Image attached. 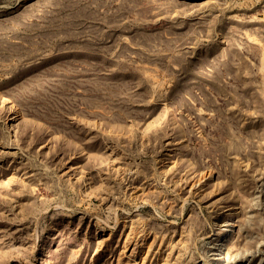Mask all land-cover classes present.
Wrapping results in <instances>:
<instances>
[{"label":"rangeland","instance_id":"1","mask_svg":"<svg viewBox=\"0 0 264 264\" xmlns=\"http://www.w3.org/2000/svg\"><path fill=\"white\" fill-rule=\"evenodd\" d=\"M0 264H264V0H0Z\"/></svg>","mask_w":264,"mask_h":264}]
</instances>
